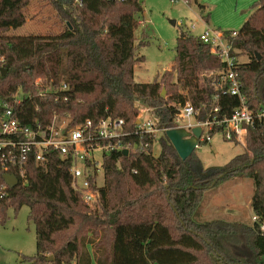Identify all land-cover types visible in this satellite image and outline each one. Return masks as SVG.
Returning a JSON list of instances; mask_svg holds the SVG:
<instances>
[{
    "label": "trees",
    "instance_id": "trees-1",
    "mask_svg": "<svg viewBox=\"0 0 264 264\" xmlns=\"http://www.w3.org/2000/svg\"><path fill=\"white\" fill-rule=\"evenodd\" d=\"M33 1L51 6L64 29L9 34L26 25ZM143 2L0 0V117L10 105L25 126L47 125L55 115L68 116L72 126L112 116L133 131L139 106H146L161 129H172L179 106L190 103L204 120L217 95L221 114H231L237 98L203 77L224 64L199 37L183 33L171 71L152 83L136 82L135 67L145 62L136 46ZM200 10L204 15L206 7ZM252 10L231 43L238 58H248L236 71L248 105L257 111L264 109V0ZM64 84L68 90L60 91ZM18 95L23 103L16 107ZM160 146L157 157L141 151L108 155L94 209L73 190L70 161L53 153L46 166H39L28 158L27 180L0 200V221L10 208H29L37 249L34 257L25 258L31 264H264L258 224L194 220L207 191L244 177L255 184L252 213L264 222V122L248 130L246 150L221 168L203 169L194 153L182 161L166 134Z\"/></svg>",
    "mask_w": 264,
    "mask_h": 264
},
{
    "label": "built area",
    "instance_id": "built-area-1",
    "mask_svg": "<svg viewBox=\"0 0 264 264\" xmlns=\"http://www.w3.org/2000/svg\"><path fill=\"white\" fill-rule=\"evenodd\" d=\"M236 36L237 32L223 33L208 27L198 36L210 48L211 54L224 64L223 69L212 73L211 79L217 91L237 98L238 105L229 115L221 114L217 95L213 98L211 113L204 120H199L200 112L187 103L178 107L175 127L161 129L159 118L149 108L138 116L136 128L129 131L124 119L112 116L99 120L89 118L72 126L68 116L55 115L47 125L36 122L25 126L17 119L16 109L6 105L0 117V200L7 199L10 190H13L4 176H15L19 184L27 180L28 158L39 166H46L53 153L63 161H70L72 188L86 205L94 209L102 186L100 178L104 179L105 158L111 153L127 150L129 155L130 152L141 151L157 157L161 152L160 139L167 131L183 129L192 134L195 128L202 129L199 147L211 143L216 134H221L225 141L246 147L248 130L264 122V109L255 111L247 103L236 71L237 64L242 60L234 54L231 43V38ZM40 82L38 80L36 84ZM66 90L67 85H62L60 91ZM49 92L51 89L45 91ZM14 103L16 107L21 106L23 98L18 95ZM157 148H160L159 151ZM95 178L97 181H94ZM252 222L259 225L264 236V222L257 216L252 217Z\"/></svg>",
    "mask_w": 264,
    "mask_h": 264
},
{
    "label": "rangeland",
    "instance_id": "rangeland-1",
    "mask_svg": "<svg viewBox=\"0 0 264 264\" xmlns=\"http://www.w3.org/2000/svg\"><path fill=\"white\" fill-rule=\"evenodd\" d=\"M257 1L144 0V19L136 31V46L137 53L145 57V62L135 67L136 82L152 83L158 75L171 71L177 43L183 33L198 37L207 27L223 33L239 32L253 13L252 8ZM200 5L206 7L204 15L201 14ZM27 17L25 26L9 34L48 35L64 29L65 23L45 3L33 1L27 10ZM145 41L149 42L147 46H139ZM241 60L246 62L248 58ZM211 76V72L203 74L204 78ZM139 108L140 116L143 110L149 109L146 106ZM245 150L246 147L225 141L221 134H216L211 143L201 144L194 156L203 169L209 170L224 167ZM100 182L103 183V178H100ZM254 192L255 184L251 179L239 177L224 182L204 194L194 220L199 223L216 220L252 223L250 201ZM28 215L29 208L26 206L18 212L10 208L5 222L0 221V264H31L25 258H32L36 254V230L35 225L28 222ZM88 248L92 252V248Z\"/></svg>",
    "mask_w": 264,
    "mask_h": 264
},
{
    "label": "water",
    "instance_id": "water-1",
    "mask_svg": "<svg viewBox=\"0 0 264 264\" xmlns=\"http://www.w3.org/2000/svg\"><path fill=\"white\" fill-rule=\"evenodd\" d=\"M114 1V0H112ZM258 60H261V56L259 54L256 55ZM6 71H4L3 76H5ZM165 91L163 92L164 95ZM202 129L195 128L191 133L186 132L183 129H174L167 131L166 135L170 142L172 143L173 147L178 153V156L182 161L188 160L195 150L199 147L198 140L201 137ZM125 156L128 155V151L125 150L123 152ZM4 180L9 185L11 189H16L19 186V181L13 175H6L4 176ZM54 259L50 258L48 261L52 262Z\"/></svg>",
    "mask_w": 264,
    "mask_h": 264
},
{
    "label": "crops",
    "instance_id": "crops-1",
    "mask_svg": "<svg viewBox=\"0 0 264 264\" xmlns=\"http://www.w3.org/2000/svg\"><path fill=\"white\" fill-rule=\"evenodd\" d=\"M253 198V197H252ZM252 198H251V201H250V208H251V203H252ZM252 211V210H251ZM254 216V215H253Z\"/></svg>",
    "mask_w": 264,
    "mask_h": 264
}]
</instances>
